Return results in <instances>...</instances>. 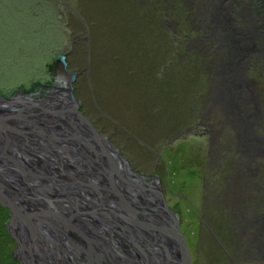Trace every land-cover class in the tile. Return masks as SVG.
<instances>
[{
	"label": "rangeland",
	"instance_id": "1",
	"mask_svg": "<svg viewBox=\"0 0 264 264\" xmlns=\"http://www.w3.org/2000/svg\"><path fill=\"white\" fill-rule=\"evenodd\" d=\"M26 1L33 6L22 11L16 0H0L5 90L29 83L30 71L39 76L62 43L66 71L58 57L46 86H73L84 115L164 192L194 264H264V235L245 227L250 217L264 222V0H222L215 11L212 0H44L38 16L37 0ZM232 68L234 108L225 111L214 91L218 71ZM52 88L32 95L42 101ZM22 90L29 95L15 93ZM241 92L248 105L233 103ZM245 118L251 157L238 145ZM81 166L87 180L106 183L88 161ZM9 218L0 209V234L9 233Z\"/></svg>",
	"mask_w": 264,
	"mask_h": 264
},
{
	"label": "water",
	"instance_id": "2",
	"mask_svg": "<svg viewBox=\"0 0 264 264\" xmlns=\"http://www.w3.org/2000/svg\"><path fill=\"white\" fill-rule=\"evenodd\" d=\"M65 58L57 60L64 69ZM46 88L52 91L42 101L33 90L0 94L6 107L0 108V205L9 209L13 258L19 264H148L156 251L157 264H194L180 215L164 192L84 115L73 86ZM87 161L106 183L84 179L91 174L81 166Z\"/></svg>",
	"mask_w": 264,
	"mask_h": 264
},
{
	"label": "bare ground",
	"instance_id": "3",
	"mask_svg": "<svg viewBox=\"0 0 264 264\" xmlns=\"http://www.w3.org/2000/svg\"><path fill=\"white\" fill-rule=\"evenodd\" d=\"M213 4L211 6V9L213 11L215 10H219V7H221V5L219 4V1L222 0H212ZM219 4V5H218ZM229 73L231 74V77L233 79H229L227 76L229 75ZM226 74V75H225ZM218 80H217V84L215 85V91H214V99L219 102L222 106H224L225 111H227L230 108H234L231 101H229V94L233 91L232 87L233 85H235L236 79L238 78V75L236 73V71L232 68L231 71L226 73V70H222V71H218L217 74ZM231 84V86H230ZM243 92L240 93L239 96H237V98H234L233 103L235 102H239L241 100H244V105H248V98L247 97H243ZM231 113V111H230ZM17 125L22 127H25L27 124H25L24 122H20V121H16ZM250 125V122L248 121L247 118H245L242 122H241V126L238 127V134H239V140L240 143L239 145V149L240 151H242L245 155H248L249 157L251 156H255V149L256 147L254 145H252V136L250 135V129H248ZM254 139V138H253ZM258 150V147H257ZM259 151V150H258ZM243 171L246 172L245 174H248V171L251 173L250 176L254 177V170L251 169V167L249 168L246 164L243 166ZM85 178V174L83 175ZM86 179V178H85ZM80 190V189H79ZM87 192V191H86ZM89 192V191H88ZM257 220H259V218H255L253 219V217H250V219H248L245 223V227L247 226L246 224L253 225L254 230L256 231L254 234L256 237H260L261 235H264V222L260 225V221L259 223H257ZM262 221V220H261ZM244 228V227H243ZM259 232V233H258ZM264 237V236H263ZM261 238V237H260ZM169 250L172 251V254L176 255L177 254V246L170 244L169 246ZM157 254V253H156ZM157 256L159 258H161L158 254ZM156 256V258H153L152 260L149 259L148 257V264H157L156 259H158V257ZM159 260V259H158ZM161 261H163L161 259Z\"/></svg>",
	"mask_w": 264,
	"mask_h": 264
},
{
	"label": "trees",
	"instance_id": "4",
	"mask_svg": "<svg viewBox=\"0 0 264 264\" xmlns=\"http://www.w3.org/2000/svg\"><path fill=\"white\" fill-rule=\"evenodd\" d=\"M16 1L21 5L20 10H22V11L27 10L28 6H33V5H29V4L23 5L22 3L27 2L26 0H16ZM166 1H167V3L170 2L169 0H166ZM44 8H45L44 0H37V4H36L37 16L39 13L42 12L41 9L44 10ZM30 11H32V13L35 14V11H33L32 8L30 9ZM61 45H62V43H61ZM61 45L54 48L50 52L51 53L50 57L47 60H44L42 62V67L44 69L40 72L39 76L36 75V72L30 71L28 76L29 77L31 76L32 78H30V80H28L29 83L27 81L22 82L19 80V82L14 83V86L12 88H10L9 91H7L3 87L4 83L0 82V93H1V95L8 97V96L14 94L15 92H17L18 89H20V88L25 89V91L27 92V91H31V89L39 88L41 86L46 87L47 84L51 83L52 78H50V74L47 73V66L50 68L51 63L59 57V54H61V52H60L61 50H59L60 49L59 47ZM37 68H39V65H37ZM11 89H13V90H11ZM0 209L5 211V212H8V215H9V209L2 207L1 205H0ZM9 217H10V215H9ZM3 228H4V226H3ZM1 229H2V227H1ZM8 234L7 233L0 234V236L2 235L3 237H5V239H3V240L1 237L2 242L0 243V259H2L1 264H4L5 261H7L9 264H17L15 259L13 258V252L16 249V242H15L13 236L8 235ZM7 262H6V264H7Z\"/></svg>",
	"mask_w": 264,
	"mask_h": 264
}]
</instances>
